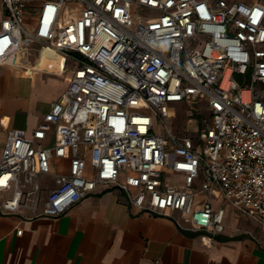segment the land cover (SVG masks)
Masks as SVG:
<instances>
[{"label": "built area", "instance_id": "built-area-1", "mask_svg": "<svg viewBox=\"0 0 264 264\" xmlns=\"http://www.w3.org/2000/svg\"><path fill=\"white\" fill-rule=\"evenodd\" d=\"M0 16V66L31 76L51 50L72 74L30 135L7 133L4 214L57 220L112 186L208 240L227 206L264 226V3L0 0Z\"/></svg>", "mask_w": 264, "mask_h": 264}, {"label": "crops", "instance_id": "crops-1", "mask_svg": "<svg viewBox=\"0 0 264 264\" xmlns=\"http://www.w3.org/2000/svg\"><path fill=\"white\" fill-rule=\"evenodd\" d=\"M39 64L44 63L31 76L0 66V158L8 131L30 135L69 87L71 72L58 76L51 71L60 66ZM3 200L0 196V264H264V240L229 206L224 233L208 240L171 218L137 212L112 186H98L57 220L28 210L4 214Z\"/></svg>", "mask_w": 264, "mask_h": 264}, {"label": "rangeland", "instance_id": "rangeland-1", "mask_svg": "<svg viewBox=\"0 0 264 264\" xmlns=\"http://www.w3.org/2000/svg\"><path fill=\"white\" fill-rule=\"evenodd\" d=\"M42 0H32V2L33 3H35V5L36 4H38V3H40ZM229 2H231V1H233V0H228ZM238 1H246V2H255V1H259V2H264V0H238ZM30 11H34L32 8H30ZM132 12H133V15L134 16H137L138 14H142L143 12L141 11V10H139L138 8H137V6L136 5H133V9H132ZM28 24H27V27L29 28V29H32L31 27V24L29 23V22H27ZM60 61V63H61V60H59ZM61 81H62V79H60ZM263 90H264V88H262ZM176 107L174 108V109H176V110H174V117H175V119L174 120H171V125L172 126H176V127H182V125H183V123H187L186 122V117H184L183 115H182V110H181V108H180V106L179 105H175ZM178 109V110H177ZM192 127V126H191ZM190 129H193V128H190ZM180 129H177V133L178 134H180ZM156 132L157 133H161V129H160V127L159 126H157L156 127ZM171 181H173V182H177V183H179V179H177V178H172L171 179ZM249 219V218H248ZM247 219V220H248ZM242 221H245V219H242ZM248 223L249 224H252V226L254 227H256V229H257V231H256V235L258 236V237H260L261 239H263L264 240V226H261V225H259L258 223H256L255 221H253V219L251 220V219H249L248 220Z\"/></svg>", "mask_w": 264, "mask_h": 264}, {"label": "bare ground", "instance_id": "bare-ground-1", "mask_svg": "<svg viewBox=\"0 0 264 264\" xmlns=\"http://www.w3.org/2000/svg\"><path fill=\"white\" fill-rule=\"evenodd\" d=\"M44 51L52 52L51 50H44ZM59 60H61V62H62L61 57L52 52V54H46V55L43 54L42 58L39 60L38 63H41V62L44 63L43 65L39 64V66L41 65V68L45 67V69H52L54 67L58 68L61 65ZM45 63H47V64H45Z\"/></svg>", "mask_w": 264, "mask_h": 264}]
</instances>
